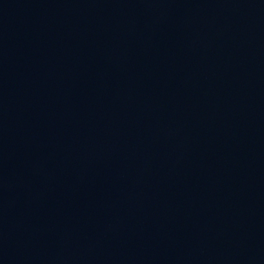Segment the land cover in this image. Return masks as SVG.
Here are the masks:
<instances>
[{
  "label": "water",
  "instance_id": "water-1",
  "mask_svg": "<svg viewBox=\"0 0 264 264\" xmlns=\"http://www.w3.org/2000/svg\"><path fill=\"white\" fill-rule=\"evenodd\" d=\"M0 264H264V0H0Z\"/></svg>",
  "mask_w": 264,
  "mask_h": 264
}]
</instances>
